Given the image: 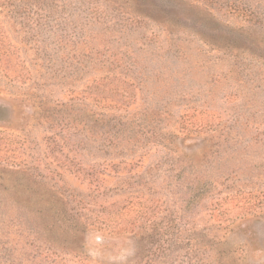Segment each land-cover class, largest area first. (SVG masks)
Here are the masks:
<instances>
[{"label":"rangeland","instance_id":"rangeland-1","mask_svg":"<svg viewBox=\"0 0 264 264\" xmlns=\"http://www.w3.org/2000/svg\"><path fill=\"white\" fill-rule=\"evenodd\" d=\"M0 264H264V0H0Z\"/></svg>","mask_w":264,"mask_h":264},{"label":"clouds","instance_id":"clouds-1","mask_svg":"<svg viewBox=\"0 0 264 264\" xmlns=\"http://www.w3.org/2000/svg\"><path fill=\"white\" fill-rule=\"evenodd\" d=\"M132 254L131 249H124L120 255V259L122 261L126 260L128 256H130Z\"/></svg>","mask_w":264,"mask_h":264}]
</instances>
